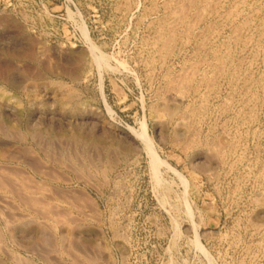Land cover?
I'll return each instance as SVG.
<instances>
[{
  "label": "rangeland",
  "instance_id": "obj_1",
  "mask_svg": "<svg viewBox=\"0 0 264 264\" xmlns=\"http://www.w3.org/2000/svg\"><path fill=\"white\" fill-rule=\"evenodd\" d=\"M0 165V264H264V0H0Z\"/></svg>",
  "mask_w": 264,
  "mask_h": 264
},
{
  "label": "bare ground",
  "instance_id": "obj_2",
  "mask_svg": "<svg viewBox=\"0 0 264 264\" xmlns=\"http://www.w3.org/2000/svg\"><path fill=\"white\" fill-rule=\"evenodd\" d=\"M185 1V0H184ZM186 1H188V0H186ZM192 2V1H191ZM177 3V2H176ZM178 4H179V2H178ZM183 5V4H182ZM190 5H192V4H190ZM179 6H181V5H179ZM179 6H177V7H179ZM184 6V5H183ZM187 6V5H186ZM175 7V6H174ZM177 7H175L176 9H177ZM182 7V6H181ZM188 7V6H187ZM206 8V7H205ZM176 9H174V10H176ZM216 9V8H215ZM163 10V9H162ZM186 10H187V8H186ZM191 10V9H190ZM201 10V9H200ZM170 11V10H169ZM177 11H179V10H177ZM187 12H189V11H187ZM196 13V12H195ZM172 14V13H171ZM176 14L177 13H175V16H176ZM184 14V13H183ZM198 14V13H197ZM181 15V14H180ZM180 15H178V16H180ZM188 15V14H187ZM195 15V14H194ZM194 15H192V16H194ZM191 16V17H192ZM171 17V16H170ZM200 17V16H199ZM199 17H197L196 16V18H199ZM158 18V17H157ZM190 17H188V19H189ZM195 18V17H194ZM176 19H178V18H176ZM190 19H192V20H194L193 19V17L192 18H190ZM167 20H168V18H167ZM174 20V19H173ZM200 20V19H199ZM171 21H172V19H171ZM167 22V21H166ZM192 22H194V21H192ZM172 23H174V22H172ZM171 23V24H172ZM179 23V22H178ZM186 24V23H185ZM197 24V23H196ZM176 25H179V24H176ZM173 26V25H172ZM171 26V27H172ZM191 27V26H190ZM194 27V26H193ZM241 27V26H240ZM160 28H162L161 26H160ZM173 29H174V27H172ZM210 28V27H209ZM166 29V28H165ZM233 29V28H232ZM161 30V29H160ZM164 30V29H163ZM169 30V29H168ZM177 30V29H176ZM191 30H192V28H191ZM238 30V29H237ZM170 31V30H169ZM173 31V30H172ZM163 33H165V32H163ZM174 33V32H173ZM182 33V32H181ZM160 34V33H159ZM164 35V34H163ZM166 35V34H165ZM180 35V34H179ZM184 35V34H183ZM174 36V35H173ZM192 36V35H191ZM210 36V35H209ZM234 36V35H233ZM183 37V36H182ZM173 38V37H172ZM201 38V37H200ZM166 39V38H165ZM174 39V38H173ZM178 40V39H177ZM236 40V39H235ZM259 40V39H258ZM158 42V41H157ZM163 42V41H162ZM166 42V41H165ZM181 42V41H180ZM204 42V41H203ZM172 43H174V42H172ZM159 44V43H158ZM163 44V43H162ZM202 44V43H201ZM161 45V44H160ZM165 45V44H164ZM163 45V46H164ZM162 46V45H161ZM201 46V45H200ZM244 47V46H243ZM160 48V47H159ZM171 48V47H170ZM168 50V49H167ZM171 50V49H170ZM169 50V51H170ZM154 51V50H153ZM164 52V51H163ZM160 53V52H159ZM167 53V52H166ZM213 53V52H212ZM162 56V55H161ZM217 59V58H216ZM211 62V61H210ZM216 62V61H215ZM214 68V67H213ZM221 69V68H220ZM215 70V69H214ZM210 72H212V71H210ZM243 72V71H242ZM183 73V72H182ZM189 74V73H188ZM192 74V73H191ZM195 74V73H194ZM188 76V75H187ZM220 76V75H219ZM184 77V76H183ZM189 77V76H188ZM168 78V77H167ZM179 80V79H178ZM213 80V79H212ZM245 80V79H244ZM183 81V80H182ZM177 83V82H176ZM180 83V82H179ZM189 83V82H188ZM175 85V84H174ZM190 87V86H189ZM182 88V87H181ZM193 89V88H192ZM262 92V91H261ZM181 94V93H180ZM184 94V93H183ZM226 97V96H225ZM67 98V97H66ZM161 102V101H160ZM251 105V104H250ZM185 107V106H184ZM186 108V107H185ZM194 109V108H193ZM224 109V108H223ZM160 117V116H159ZM181 120V119H180ZM188 120V119H187ZM180 123V122H179ZM246 124V123H245ZM184 126V125H183ZM144 127H145V125L143 126L142 125V128H141V130L139 131V132H136V136L139 138V140H140V143H141V145H142V147L148 152V154L150 155V159H151V161H152V165H153V167H155L156 166V157L154 156L155 154H154V150H153V145H152V142H151V140L146 136V134H145V131H144ZM197 129V128H196ZM41 143V142H40ZM55 143V142H54ZM217 143V142H216ZM38 145V144H37ZM48 145V144H47ZM23 148H24V146H23ZM28 149V148H27ZM223 149H225V148H223ZM2 151V150H1ZM212 151V150H211ZM4 152V151H3ZM25 152V151H24ZM28 152V151H27ZM32 152V151H31ZM5 153H6V151H5ZM227 153V152H226ZM14 154V153H13ZM13 154L11 153V155L13 156ZM22 154H24V153H22ZM28 154V153H27ZM214 154V153H213ZM10 155V156H11ZM15 155V154H14ZM18 155V154H17ZM215 155V154H214ZM219 155V154H218ZM221 155V154H220ZM6 156V155H5ZM4 156V157H5ZM6 158V157H5ZM9 158H11V157H9ZM32 158H33V156H32ZM28 159V158H27ZM31 159V158H30ZM33 159H35V158H33ZM237 159V158H236ZM14 160H16V159H14ZM36 160V159H35ZM8 161V160H7ZM7 161H5V162H7ZM21 161V160H20ZM28 161H30V160H27V162ZM34 161V160H33ZM40 161H42L41 159H40ZM24 162V161H23ZM26 162V163H27ZM31 162V161H30ZM30 162H28V163H30ZM27 163V164H28ZM22 164V163H21ZM65 164V163H64ZM38 165V164H37ZM37 165H32V167H34V166H36L37 167ZM40 165V164H39ZM66 165V164H65ZM1 166V165H0ZM2 166H3V164H2ZM1 166V167H2ZM28 166V165H27ZM31 166V165H30ZM29 166V167H30ZM18 167V166H17ZM17 167H16V169H17ZM25 167V166H24ZM50 167V166H49ZM5 169H6V167H4ZM3 168V169H4ZM14 168V167H13ZM44 168V167H43ZM1 169V168H0ZM3 169H1L0 170V189H8V187L9 188H11V189H9L11 192L13 191V192H15V193H18L19 194V197H20V199L23 201V202H25V203H29L30 202V198H29V193H28V190H27V188L26 187H23V186H21V185H19V184H17V182L15 183L14 181H9L8 179H6L5 177H7L6 176V174L5 173H3L4 171H3ZM8 169V168H7ZM6 169V173H7V171H9V170H7ZM45 169V168H44ZM53 169V168H52ZM22 170V169H21ZM29 170H30V168H29ZM33 170L34 171H36L35 170V167L33 168ZM38 170V169H37ZM12 170H10L9 172H11ZM20 171V170H19ZM44 171V170H43ZM48 171V170H47ZM53 170H51V172H52ZM56 171V170H55ZM21 172V171H20ZM24 172V171H23ZM26 172V171H25ZM24 172V173H25ZM33 172V171H32ZM38 172V171H37ZM51 172H49V173H51ZM27 173V172H26ZM15 174H19V173H17V172H15ZM34 174V173H33ZM8 175V174H7ZM14 174H12V176H13ZM22 175V174H21ZM37 175H38V173H37ZM40 175H42L41 174V172H40ZM51 175V174H50ZM12 176H11V178H12ZM30 176V175H29ZM43 176V175H42ZM25 177H27V176H24V178ZM17 178V177H16ZM19 178V177H18ZM22 178V177H21ZM27 178H31V176L30 177H27ZM13 179H14V177H13ZM20 179V178H19ZM33 179V178H32ZM23 180V179H22ZM15 181H17V179H15ZM29 183V182H28ZM10 184H15V185H12V186H10ZM37 184H39V183H37ZM17 185H19V186H17ZM27 186V185H26ZM42 186V185H41ZM32 187V186H31ZM47 187V186H46ZM48 188V187H47ZM6 190H5V192H6ZM31 190V189H30ZM39 190V189H38ZM32 191V190H31ZM42 191H45L44 189L42 190ZM4 192V193H5ZM30 192V191H29ZM37 192V191H36ZM46 192V191H45ZM44 192V193H45ZM7 193V192H6ZM9 193V192H8ZM38 193H40V192H38ZM38 193H36V194H38ZM33 193H31L30 194V196L32 195ZM41 194V193H40ZM42 194H43V192H42ZM2 195V194H1ZM34 195V194H33ZM32 195V196H33ZM5 197L4 198H2L1 199V201H0V206H2V208H3V210L5 211V212H7L6 214H10V216H9V218L10 217H12V218H14L15 216H16V219H17V215H16V213L13 211L14 209H13V206H14V204L15 203H13L12 204V207H11V205H10V203H9V200H8V196H6V195H4ZM31 196V197H32ZM37 196V195H36ZM49 197V196H48ZM51 197V196H50ZM45 198V197H44ZM89 198V197H88ZM12 198H11V196H10V200H11ZM15 200V199H14ZM20 201V200H19ZM18 201V202H19ZM48 201V200H47ZM50 201V200H49ZM11 202V201H10ZM34 202V201H33ZM44 202V201H43ZM48 203V202H47ZM46 203V204H47ZM51 203V202H50ZM19 205V204H18ZM38 205V204H37ZM42 205H45V204H42ZM88 205V204H87ZM35 207H36V205H34ZM50 206V205H49ZM49 206H47V207H49ZM14 207H16V206H14ZM22 206H20V208H21ZM42 207H44V206H42ZM29 209H30V207H28ZM36 208H38V206L36 207ZM22 209V208H21ZM35 209V208H34ZM20 210V209H19ZM23 210V209H22ZM25 211V210H24ZM24 211H21V212H24ZM34 211V210H33ZM36 211V210H35ZM37 211H38V209H37ZM41 211V210H40ZM45 211H47V210H45ZM19 212V211H18ZM20 212V213H21ZM48 212V211H47ZM50 212V211H49ZM28 213V212H27ZM44 213V212H43ZM56 213V212H55ZM0 214H2V213H0ZM64 214V213H63ZM29 215V214H28ZM24 216V215H23ZM20 218H22V216H19ZM53 217V216H52ZM62 218V217H61ZM28 219V218H27ZM8 220V219H7ZM12 220V219H11ZM18 220V219H17ZM20 220V219H19ZM23 220V219H22ZM63 219H61V221H62ZM3 221V220H2ZM56 222H57V220H55ZM8 222H9V220H8ZM19 222V221H18ZM24 222V221H23ZM59 222V221H58ZM66 222V221H65ZM64 221H63V223H65ZM20 223V222H19ZM18 223V224H19ZM58 224H60V223H58ZM6 225V224H5ZM7 225H8V223H7ZM17 225V224H16ZM64 226V225H63ZM9 227V226H8ZM5 228H7V227H5ZM13 228H14V224H13ZM63 228V227H62ZM66 228V227H65ZM8 230V229H7ZM67 230V229H66ZM53 232V231H52ZM69 238V237H68ZM65 241V240H64ZM71 242V241H70ZM54 249V248H53ZM0 250H2V249H0ZM4 250V249H3ZM12 257V256H11ZM76 260V259H75ZM14 261V260H13ZM26 264H27V262H26Z\"/></svg>",
  "mask_w": 264,
  "mask_h": 264
}]
</instances>
